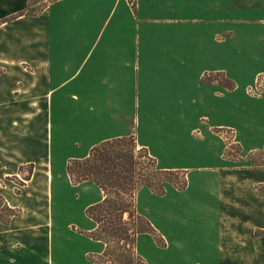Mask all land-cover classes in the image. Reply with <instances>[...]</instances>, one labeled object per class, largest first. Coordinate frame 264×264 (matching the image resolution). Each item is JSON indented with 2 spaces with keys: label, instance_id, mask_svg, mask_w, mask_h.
Listing matches in <instances>:
<instances>
[{
  "label": "crops",
  "instance_id": "0c3cea01",
  "mask_svg": "<svg viewBox=\"0 0 264 264\" xmlns=\"http://www.w3.org/2000/svg\"><path fill=\"white\" fill-rule=\"evenodd\" d=\"M32 2L44 5L31 13ZM258 25L264 0H0V167L5 178L11 168L44 167L24 186L23 202L5 198L21 215L0 222V264H101L105 244L89 237L96 224L86 209L102 196L85 205V229L76 234H55L47 212L30 214L46 205L26 198L52 190L55 154L65 148V161L83 159L103 141L136 135L157 161H190L193 114L225 111V86L204 76L225 72L226 34L244 26L259 41ZM206 191L183 208L155 204L145 213L166 245L140 235L144 264H240L264 253V239L232 203L234 190L231 198L216 183ZM186 238L204 243L197 253L208 262L192 261Z\"/></svg>",
  "mask_w": 264,
  "mask_h": 264
},
{
  "label": "rangeland",
  "instance_id": "374dc122",
  "mask_svg": "<svg viewBox=\"0 0 264 264\" xmlns=\"http://www.w3.org/2000/svg\"><path fill=\"white\" fill-rule=\"evenodd\" d=\"M33 5L31 13L38 11L44 4L33 2ZM255 27L257 32H264V27L259 25ZM243 29L244 26H239L235 35L226 34L225 36V72L218 75L210 74L211 79L217 78L218 83L225 86L224 113L218 115L193 114L194 148L190 161L183 163L157 161L158 168L162 170H168L171 165L184 167L187 173L186 189L181 188L183 185L177 178H172L173 185H165L164 195L151 193L147 188L141 189L137 195L139 214L143 216L146 212L150 214L155 204L159 206V204L176 202L180 205L178 208H183L182 204L189 202L188 200L192 197L201 201L202 196L206 198L208 186L216 183L219 188L224 189L225 193H231L232 189L234 190L232 203L239 204L242 219H248L253 224L251 226H254L255 230L251 233L254 232L256 238L264 239V38L258 41L256 36V41H254L253 38L250 39L247 36L248 30ZM234 85L235 90L230 89ZM134 136L137 139L136 135ZM68 152L70 153V149L65 148L64 152L55 154V158L59 160L58 162L55 160L52 164L53 179L50 181L52 190L43 195L32 193L26 198L27 204L39 202L46 205L45 211L40 210L30 214L43 215L47 212L48 219L53 220L54 224L59 226L54 228L55 234L56 230H60V233L66 231L69 234L83 231L85 228L81 224L85 218L83 210L85 205L102 196L101 192L90 182L77 185L72 183L66 173V166L70 161H65L69 157ZM152 154L156 158L154 153ZM29 167L8 168V172L13 175L7 178L3 177L6 168L0 167L1 196L13 202H23L21 193L26 192L24 186L28 185L34 170H44L43 165L32 164L30 174ZM215 172H222V175L213 174ZM28 177L29 180H27ZM191 189L198 191L192 192ZM187 191H190L189 195L185 196ZM203 192L206 194L201 195ZM67 204L77 208L72 215H68V212L64 210ZM174 213L178 219H187L183 211L175 210ZM7 214V212H2L4 218H7ZM196 219L199 220L201 217ZM139 225L140 222H136L130 227L142 226V224ZM174 230L180 231L179 237L185 238L181 226H177ZM199 241L191 242L190 238H186L184 245L186 249L191 251L193 249L192 261L208 262L197 253L205 251L204 243H199ZM117 243L123 247L120 242ZM114 248L109 257L117 260L120 253H115ZM136 254L142 258L137 249ZM128 261L138 264L135 255L131 256V260L129 257ZM142 261L144 264V259ZM238 261L240 264H264V253L257 255L256 258H241Z\"/></svg>",
  "mask_w": 264,
  "mask_h": 264
},
{
  "label": "trees",
  "instance_id": "16d2710c",
  "mask_svg": "<svg viewBox=\"0 0 264 264\" xmlns=\"http://www.w3.org/2000/svg\"><path fill=\"white\" fill-rule=\"evenodd\" d=\"M210 77L204 76L203 80H209ZM29 166L31 174L32 165ZM66 170L74 185L90 182L102 192L101 200L86 209L87 217L96 224V229L89 237L105 244V250L99 258L101 264H133L128 261L133 255L138 264H142L143 259L136 254L137 239L142 234H153L160 246L166 245L150 222L139 214L137 195L143 188L164 195L165 185H173L172 178L180 180L183 185L181 188L186 189V171L158 168L156 158L147 148L138 145L134 135L99 143L87 157L70 160ZM2 212L8 213L7 218L3 217ZM20 215L21 211L11 208L0 194V222L8 225ZM136 222L142 226L131 228V224ZM111 246L115 247V253H120L117 260L109 257Z\"/></svg>",
  "mask_w": 264,
  "mask_h": 264
},
{
  "label": "built area",
  "instance_id": "2783aa9c",
  "mask_svg": "<svg viewBox=\"0 0 264 264\" xmlns=\"http://www.w3.org/2000/svg\"><path fill=\"white\" fill-rule=\"evenodd\" d=\"M131 6H135L136 5V0H128Z\"/></svg>",
  "mask_w": 264,
  "mask_h": 264
}]
</instances>
